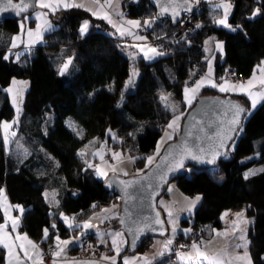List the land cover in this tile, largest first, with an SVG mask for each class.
<instances>
[{
	"label": "trees",
	"instance_id": "16d2710c",
	"mask_svg": "<svg viewBox=\"0 0 264 264\" xmlns=\"http://www.w3.org/2000/svg\"><path fill=\"white\" fill-rule=\"evenodd\" d=\"M229 1L235 8L229 21L231 28L218 26L208 3L202 2L197 17L200 27L190 38L178 42L174 37L178 26L158 18L149 0H125L126 15L132 19L153 18L151 27L140 29H149L164 38L170 48L153 60L134 55L132 44L109 23L79 7L50 13L54 29L45 35L42 45L28 51L11 50L12 37L25 18L0 22V189L12 204L22 207L21 228L33 240L47 246L57 236L66 238L68 232H73L69 219H64L70 213L80 211L78 221L82 222L113 202L121 203L120 197L106 190L104 180L84 160L82 149L91 137L104 139L110 130L114 131L120 141L109 138V143L116 148H129L130 153L137 155V174L147 171L152 166L147 157L157 153V146L176 115L161 98L174 94L184 113L179 131L166 142L165 148L177 139L187 113L198 100L188 105L184 91L208 68L205 46L209 39L214 37L225 43L223 54L217 53L215 57L218 78L230 69L241 78L252 75L264 60V0ZM257 8L260 12L253 16ZM85 21L90 27L81 34ZM68 58L73 59L72 64L61 75L60 69ZM133 67L139 70V78L135 89L124 93ZM14 78L30 81L18 124L21 142L28 151L23 160L6 151L1 129L3 120L15 116L6 91ZM217 95L226 96L206 87L199 97ZM231 96L240 100L249 113L228 154L215 167H189L175 181L185 195L202 197L194 216L181 221L182 226L193 231L188 235L180 231L176 238L178 242L190 239L194 231L201 229L202 234L208 226L220 229L225 210H244L253 219L248 229L253 264H264V171L244 178L248 170L264 166V102L252 108L247 96ZM69 120L73 121V128L69 127ZM253 152L258 154L257 158L240 162ZM53 190L57 191V208L45 196ZM5 220L0 206V224ZM114 227L121 229L119 217ZM96 235L97 231H92L84 237L93 240ZM152 239H146L141 249L132 254L142 251ZM127 254L128 248L122 255ZM5 261L6 248L0 245V264Z\"/></svg>",
	"mask_w": 264,
	"mask_h": 264
},
{
	"label": "crops",
	"instance_id": "0c3cea01",
	"mask_svg": "<svg viewBox=\"0 0 264 264\" xmlns=\"http://www.w3.org/2000/svg\"><path fill=\"white\" fill-rule=\"evenodd\" d=\"M124 1L125 0H111L110 6L108 4H105L104 8L101 10L99 5L95 2V0H69V2H71V3L82 5V7H79V8L86 10L87 12L91 13L92 15H93V12H96L97 15H93L95 18L103 19L107 23H109L107 19L102 18L104 16V14L107 13L112 20V23H109V24L112 27H113V24L116 25V27H113L115 29L116 33L121 38H131L132 39V46H131L132 53L136 56H144L145 57V55H144L145 51H148V49L150 48L148 46L147 40L145 37H144L145 39H136L135 37L138 36L136 33L140 28L151 27V24H153V18L147 17L145 19H132V18L128 17L126 15V13L124 12V5H123ZM44 2L52 4L53 7H55L57 0H44ZM206 2L208 3L209 8L211 10L210 14L214 15V16L216 15V21L218 19H222L223 13H224V9L222 7H219V5H221L223 3H230L232 5V7H231V9L229 11V15H228V23H229L232 15L234 13V9H235L234 4L231 1H229V0H206ZM101 3H104V0H101ZM36 6H37L36 10H34V12L31 15L26 16L25 19L22 21L21 25H23V28L20 25L19 32L16 33L12 37L11 50L22 48L23 51H28V50H31V49L39 46V45H42L44 42L45 35L54 29V24L52 23L49 14L56 12L58 10H61V9L73 8V7L64 8L63 6L56 8V10H53L52 8H41L40 7V0H37ZM88 9H90L91 11H89ZM38 13H45L46 16H41L40 18H37ZM45 20H47L48 24H50L51 27H48V24H45ZM30 21H34V24L31 25ZM128 21H139L140 25H139V27H136V26H133L132 24L127 23ZM145 21H152V23L149 26V25L145 24ZM38 25L41 26L40 31H41L42 39L38 40L36 43L30 44L29 43L30 38L27 35V32H28V30H32L33 33H35ZM229 25H230V23H229ZM218 26L224 27L223 25H220V24H218ZM89 27H90V24L88 22V28H87V31L85 33L88 32ZM118 28L120 29V31L117 30ZM226 28H228V27H226ZM121 32H123L124 34L121 35ZM129 33H131V34H129ZM16 37H19V39L14 40V38H16ZM31 39L35 40L36 37L33 36ZM217 41H219V40H217V38L213 37L206 42V46H205L206 54H207V46L209 44H212V52L211 53L213 55H215V52L218 48L217 45L218 44L220 45V43H221V42H217ZM13 43L16 44L15 47H13ZM223 52H224V47L222 46L219 49L218 53L223 54ZM148 55L154 56V58H152V59H148L145 57L148 60H153V59H156V58L161 56V55H154L151 52H148ZM258 65H260V64H258ZM256 68H257V66H256ZM208 71H209V69H207L206 72H204L196 81L200 80L203 77H206L208 75ZM252 76H253V73L250 77L244 78L241 81H247ZM259 79H260V73L257 71V76H256V81H255L257 86H259ZM212 81L217 83V84H219L222 81L216 75L215 68L212 69ZM194 86L195 85L193 83L192 85H190L186 88L191 89V88H194ZM206 87H211V84L207 80L205 81L204 85L201 88H199V90L196 91L195 93H193L191 91H189L187 93V95L189 97L194 96V98L191 100L190 105H192L199 98L202 90ZM212 88H214V87H212ZM214 89L218 90V92H220L221 94H224L223 92L219 91L218 88H214ZM256 90H257L256 88L253 89V91H256ZM233 94L245 95L244 93L240 92L239 90L234 91ZM226 96H231V95L226 94ZM245 96H247V95H245ZM184 97H185V91H184ZM248 99H249V97H248ZM186 102H187V100H186ZM263 102H264V100H259L258 103L256 104V107H258ZM250 103H251V100H250ZM187 104H188V102H187ZM176 116H180V119L178 121L179 128L175 132H173L171 130L172 133L169 132V134H171V136L179 131V129L181 127L183 113H180L179 115H176ZM167 140L169 141L170 139H167ZM53 191H56V190H53ZM6 195H7V193H6ZM6 197H8V195ZM195 197L193 198V200L195 199ZM8 199H9V197H8ZM201 200H202V197L200 200L196 201V203L193 205L192 202H188L183 196H177V201H176V199H173L171 196H169L167 194H165L163 197H161L158 203H159L160 208L163 210V212L165 214V218H166V222H167V225L169 227V230L172 227V224L169 223V211H171L172 218L175 220V226L178 227V225H179V227H181L180 225H181L182 219L189 218L186 214H189V212L196 210V208L200 204ZM9 201H10V199H9ZM112 204L105 206V207H113V206L115 207L116 206L115 203L113 205ZM58 205H59V201L57 199V191H56V204H54L52 206L57 208ZM22 212L19 210H16V215H18L19 223L21 222ZM111 212H112V214L113 213L114 214L105 216L104 225H103V231L106 233L107 242L109 243L107 246H106V242H105V244L101 242V233L99 231H100V228L102 227V225L97 226L96 228L93 225V227L89 228V229H84L81 226L80 230L75 231L74 230L75 228H79V227H76V225H79V221H76L73 224V232L71 234H77V233L82 232V231L85 234L87 232L97 231L96 238L91 240V241H93L94 243L104 247V251H103L101 257L96 258V259H91V260H94L92 262L90 260H87V262L68 260V258H70L69 256H71V254L80 250L83 240L87 239L84 237L85 236V234H84V236L82 237V239L80 241H75L72 244L67 245V248H65L63 253L59 256V259H58L59 264H112V261L110 259H103V257H109V258L115 257V264H124L125 259L135 260L136 264H144V260H143L144 257H147L148 260L151 262V264H192V261L189 259V254H191L192 256H195V253L193 252L191 246L188 248L189 251H186V252H184V251L181 252L180 250H172L173 247L176 245V241H177L176 236H173V237L168 238V239L155 237L149 241L147 246L142 251L137 252L135 254L122 255L124 250L126 248H128V246H129V240H128L127 236L125 235V237H123V242H121V240H120L118 243V246L120 247V251H119V254H117L115 248L111 244L110 235H111L112 230L114 228V221L120 215H119V211L117 209L114 211H111ZM226 212L228 213L227 216L224 215ZM194 213H195V211H194ZM235 213H237V212H234V210H225L221 214V221L223 223L222 228H220V229L215 228V229H212L211 231H209L207 228V231L210 233V235L201 241L204 243H201V242H196V243L201 245L202 250H204V251H206L212 255H216L218 253H221L222 250H224L226 248L229 249L230 255H235L236 253L243 254V251H244L243 248H237V249H235V251H232L233 245H235L237 243H241V244L244 243V241L237 240L235 238V236H240L241 234H243L242 231H237L235 233V236L232 234V232H233L232 224H233V221H235L236 223H238L240 225V228L242 230H246V240L248 242L247 249H248V253L251 257V264H253V260H252V256H251V252H250V246H249V239H248V229H249V226L251 225L252 221L250 222V220H249V222H248V219L245 218V214H244V219L247 220V223L246 224L242 223L241 221L237 220ZM192 216H194V215H191L190 217H192ZM108 220H110V221H108ZM115 228H116V230H121V229H118L117 227H115ZM213 230H215V231H213ZM180 231H182V230H180ZM226 232L228 234L224 235ZM189 233L186 232L187 235ZM216 233H220V235H216ZM169 239L172 240V243L168 244L166 246V241ZM180 240H182L181 242H183L187 239H180ZM33 241L38 246L39 254L34 252L33 249H32L30 254H31V256L34 257L33 260H35V264H39V257L41 258L42 245H40V243L36 242L35 240H33ZM208 241H211V243H207ZM181 245L182 244H180V246ZM61 247H65V246L61 245ZM68 250H69V252H67ZM21 252H23V251H21ZM187 253H188V255H186ZM182 255L184 256L183 259L181 258ZM24 258L25 257L23 255V259ZM224 258L228 259L227 256H225ZM76 260H85V259H76ZM26 261H27V264H30L29 259L26 258ZM66 261H68V262H66ZM204 263L208 264L207 261L203 262V264ZM21 264H25V263L22 262Z\"/></svg>",
	"mask_w": 264,
	"mask_h": 264
},
{
	"label": "water",
	"instance_id": "95a60500",
	"mask_svg": "<svg viewBox=\"0 0 264 264\" xmlns=\"http://www.w3.org/2000/svg\"><path fill=\"white\" fill-rule=\"evenodd\" d=\"M132 1L140 3L142 0ZM149 2L156 11L157 17L170 20L173 26H178L183 16L196 8V4L192 0H174V3L170 2V0H149ZM36 3L37 0H23V2L22 0H12V4L9 5L7 0H0V19L22 20L31 11L36 10ZM13 5H20V7H13ZM161 5L169 10L161 14ZM173 7H176L178 15L173 16ZM229 102L231 104H239L246 111L241 114L240 124L236 127V131L230 133L231 139L225 141L224 147H219V139L215 137V133L220 128H226V122L232 117L234 110L230 108ZM248 113L249 109L240 100L232 96H201L187 113L182 131L177 139L166 145L162 154L147 171L131 177L111 175L104 181L106 190L121 199L119 225L129 240L128 250L130 254L141 249L148 238L168 236L170 230L165 214L158 203L160 198L167 192L170 183L183 177L189 167L197 169L215 167L228 154ZM184 143H187L193 152L197 154H200V149H205L204 160L198 161L186 157L183 167L168 171L173 159L179 158L178 153ZM213 148L222 154L216 157L214 163H208L207 161L211 159L210 153ZM169 150H171L172 155L168 157L167 161H163V157L167 155ZM158 165L159 167H157ZM161 176H164L163 180H161ZM121 181H139V183L131 184L127 188L126 196L124 186L120 183ZM157 213H159V219L163 221V232L161 233L160 231V225L153 224L152 228L155 231H150L145 237H141L137 240L136 246L133 247V237L129 234L127 228L134 221L140 222L145 221L146 218L149 220L155 218ZM122 219L124 223H121Z\"/></svg>",
	"mask_w": 264,
	"mask_h": 264
},
{
	"label": "snow or ice",
	"instance_id": "6c2138e0",
	"mask_svg": "<svg viewBox=\"0 0 264 264\" xmlns=\"http://www.w3.org/2000/svg\"><path fill=\"white\" fill-rule=\"evenodd\" d=\"M23 2V0H22ZM95 2L99 5L100 9L102 10L104 8L105 4H108L110 6L111 0H104V3H101V0H95ZM170 2L174 3V0H170ZM7 3L9 5L12 4V0H7ZM63 6L64 8H68V7H82V5L79 4H75V3H71L69 2V0H57L56 2V6L53 7L52 4L49 3H45L44 0H40V7L41 8H52L53 10H56V8ZM13 7H20V5H13ZM26 7V5H25ZM219 7H222L224 9V13H223V18L222 19H218L217 21H215L217 24L223 25L224 27H228L231 28V25H229L228 23V15H229V11L232 7V5L230 3H223L221 5H219ZM162 11L161 14H163L164 12H167L169 9L167 7H164L163 5H161ZM89 11H91L90 9H88ZM260 12V8L255 9V11L253 12V16H255L256 14H258ZM172 14L173 16L178 15V13L176 12V7L172 8ZM93 15H97L96 12H93ZM41 16H46L45 13H38L37 14V18H40ZM102 18H105L108 20L109 23H112V20L110 18V16L105 13L104 16ZM127 23L132 24L133 26L139 27L140 22L139 21H128ZM152 23V21H145L146 25H149ZM45 24H48L47 20H45ZM21 27L23 28V25H21ZM40 25L37 26V30L35 33H33L32 30H28L27 35L29 36L30 40L29 43H36L38 40L42 39V35H41V31H40ZM48 27H51L50 24H48ZM113 27H116L115 24H113ZM197 27H200V25H197ZM88 28V21H85L80 29L81 34H84L87 31ZM118 31H120V29H117ZM235 30V29H233ZM124 33L121 32V35H123ZM131 34V33H129ZM33 36L36 37L35 40L31 39ZM136 39H145L144 37H140V36H136ZM15 39H19V37L14 38ZM16 44L13 43V47H15ZM218 48H221V45H217ZM148 52L153 53L154 55H163L162 52L158 51L156 48H149L148 51H145L144 55L146 58L148 59H152L154 58V56H149ZM7 58V57H5ZM71 63V60H69L68 62H66L60 69V74L63 75L65 73V71L67 70L69 64ZM257 71L260 73V79H259V86H257V84L255 83L256 81V76H257ZM133 75H135V72L133 73ZM223 79V78H222ZM208 81L211 84V87L214 88H218L219 91L221 92H226V91H237L239 90L240 92L244 93L245 95H247L249 97V99L251 100V106L252 108L256 107V104L258 103L259 100H264V60L261 61L260 65H257V68L254 69L253 72V76L251 78H249L247 81H238V82H230L228 80H224L223 83L221 84H217L215 82L212 81V67H211V61H209V71H208V75L206 77L201 78L198 81L194 82V88H185V99L187 100L188 104H191V100L194 98V96L189 97L187 95V93L189 91L195 93L196 91L199 90V88H201L205 81ZM131 82V81H129ZM13 83H15V81H13ZM256 88V91H253V89ZM8 91H11V89H9ZM15 102V101H14ZM230 104V108L233 109V114L231 119H229L226 123H227V127L226 128H220L217 130V132L215 133V137L217 139H219V147H224L225 141L227 139H231V132L236 131V127L240 124V118H241V114H243L246 109L241 107L239 104H231V102H229ZM175 110V109H174ZM17 115H19V108H17ZM180 119V116H176L174 117V119L168 124V128L172 129L173 132L177 131L179 128V124L178 121ZM193 119H195V117H193ZM18 121H13V123H17ZM11 124H9L8 122H4L2 127L4 129L5 132V136H4V141L5 144L8 143L9 140V129L11 128ZM11 135H15L14 133H11ZM165 137L167 139H171V135L168 132H165ZM164 140L162 138L160 143H163ZM157 154H159L160 151V144H158L157 146ZM204 152L205 149H200L199 153H194L192 148H190L187 143H184L183 146L180 149V152L178 153L179 158L178 159H173L172 163L170 164L168 171H173L177 168H181L184 166V160L185 158H191L192 160H198V161H203L204 160ZM98 153H94L93 155H97ZM211 159L208 160V163H214L215 159L218 155H221L222 153H220L219 151H217L215 148H213L211 150ZM81 155H83V153H81ZM172 155L171 150L168 151L167 155L165 157H163V161H167L168 157ZM120 156L121 154L119 153H113V159L117 161V163L120 162ZM130 160L132 158H129ZM154 157L153 156H149L147 157V163L148 164H152ZM101 160H103V156H101ZM162 161V162H163ZM107 163V162H105ZM90 167L92 165H89ZM159 167V165L157 166ZM117 168L113 167V172H116ZM122 171V170H121ZM261 171H264V169H262ZM97 174L98 175H106V173L102 172L100 169H97ZM125 175H127V173H124ZM255 171L250 170L248 172H246L244 174V178L248 179L249 176L251 175H255ZM166 175V173H165ZM164 179V176H161V180ZM123 186H124V191H125V195L127 196V188L133 184V183H139V181H121L120 182ZM47 196V194H45ZM0 196H3V190L0 189ZM201 197L200 196H196L194 200H192V204L194 205L196 203V201L200 200ZM6 200V197H5ZM0 206H4V205H0ZM10 207V206H7ZM93 207H95V205H93ZM17 208H19V206H17ZM21 212L23 211V209H19ZM105 212L110 211V210H104ZM5 215L7 216V211L5 212ZM63 215V214H61ZM225 216L228 215V213L226 212L224 214ZM235 216L237 218L238 221H241L242 223H247V220L244 219V213L243 211L235 213ZM11 219V228H12V233H16L15 236L12 235V233H9L6 231L7 227H8V223L7 220L4 224H0V245H3L5 248L8 249L9 252V256H15L16 260H17V264H19L20 261V255L19 252L16 251V249H20L21 251H23L24 253V257L27 259H32L31 256H29L28 254V249L25 247V243L27 242V245H30L31 248L33 249L34 252H36L37 254H39V249L36 243H34L33 241H31L28 237L27 234H20L17 232V228H18V217L17 218H10ZM65 221H68V217H64ZM121 223H124V220H121ZM169 223L172 224V232L175 233L176 231V226H175V220L172 218V213L171 211H169ZM153 224H157L160 225V231L161 233L163 232V221H161L159 219V213L156 214L155 218H151L150 220L148 218L145 219V221H140V222H136L134 221L132 223L131 226H129L127 228L128 232L130 235H132L133 239H132V246L135 247L137 240H139L141 237H145L147 235L148 232L150 231H155V229L152 228ZM53 227H55V225H53ZM69 227H73L72 224H69ZM76 227H81V225H76ZM82 227L84 229H89L92 228L93 225L89 222H85ZM232 228H233V232L232 234L235 236V233L237 231H242L243 234H241L240 236H235V238L237 240H242L244 241V243H237L235 245L232 246V251H235V249L237 248H243V254H239L236 253L235 255H230L229 254V249H224L222 250L221 253H218L216 255H212L209 254L208 252L202 250L201 245L194 242L191 245V248L193 250V252L195 253V256H192L191 254H189V259L192 261V264H203V262L207 261L208 264H251V257L248 253V249H247V240H246V230H242L240 228V225L238 223H236L235 221H233L232 224ZM185 231H190V230H185ZM215 231V230H213ZM228 233L226 232L224 235H227ZM103 234H101L102 236ZM112 237H113V246L117 252V254H119L120 251V247L117 244V238H120L121 242H123V237H122V233L120 232H115V233H111ZM216 235H220V233H216ZM44 238L47 239L48 238V229L45 228L44 229ZM17 241H19L20 243H16ZM56 251L53 252V255L56 257H59L63 251L64 248L61 247V245L66 246L68 243H70V241H61L59 239V236L56 237ZM172 240L169 239L166 241V246L168 244H171ZM204 243V242H201ZM207 243H211V241H208ZM206 246V245H205ZM227 256L228 259H225L224 257ZM182 259L184 258L183 255L181 257ZM103 259H110L112 261V264H115V257H103ZM144 260V264H151V262L148 260L147 257L143 258ZM9 264H11V261H9ZM53 264H55V261L53 262ZM124 264H136L135 260H128L125 259Z\"/></svg>",
	"mask_w": 264,
	"mask_h": 264
},
{
	"label": "rangeland",
	"instance_id": "374dc122",
	"mask_svg": "<svg viewBox=\"0 0 264 264\" xmlns=\"http://www.w3.org/2000/svg\"><path fill=\"white\" fill-rule=\"evenodd\" d=\"M203 1L206 2V0H203ZM32 13H30L28 15H31ZM217 42H221L220 45L224 47V44H225L224 41L219 40ZM129 43L132 44V42H129ZM150 48H152V47H150ZM219 49L220 48H217V50L215 52V55H213L211 53L212 52V44H209L207 46V56H206L207 60H208V68L207 69H209V61H211L212 69L215 68V60H216L215 57H216ZM162 53H163V55L166 54V53L164 54V52H162ZM69 60H71V63L69 64L68 68L72 64L73 59L72 58H68L66 60V62H68ZM68 68H67V70H68ZM134 72H135V75H133ZM139 74H140L139 70L136 67H133L131 75H130L127 83H126V87H125L124 93H127V92L135 89L136 82H137V80L139 78ZM13 81H15V83H13ZM129 81H131V82H129ZM223 81L224 80H222L219 84L223 83ZM29 88H30V81L28 79L14 78L12 80V82L10 83V85L6 89V91H7L8 95H9V97H10L11 104L13 105V107L15 109V116L11 120H3L1 122L3 140H4V136H5V132H4V129L2 127L3 123L4 122H8L9 124L12 125L11 128L9 129V140H8V143L5 144V141H4L6 151L8 153H13L17 158H19L21 160H23L25 157L28 156V151L26 150V148L24 147V145L21 142V136L18 133V124H19L20 116L22 114L25 97H26V94H27ZM9 89H11V91H8ZM223 93L224 94H222V95H226V94L233 95L234 91H226V92H223ZM161 100H162L163 104L171 112H174L176 115H179L180 113H182L181 110H180L181 107H180L179 99H177L174 94H172V93L164 94L162 96ZM184 100H185V97H184ZM185 102H186V100H185ZM17 108H19V115H17ZM176 115H175V117H176ZM13 121H18V122L17 123H13ZM51 121H52V115H49L48 125L51 124ZM68 125H69V127L73 128V126H74L73 121L69 120L68 121ZM168 130L165 131V132H168V133L171 132L172 133V131H171L172 129H168ZM165 132H164V135L162 137L164 142L160 143L162 138H161V140L159 142L160 151H161V149L164 148L166 142L168 141L167 138L165 137ZM11 133H14L15 135H11ZM171 137H172L171 139H173L174 135H172ZM109 138H112L113 142L120 141L119 137L117 136V133L114 132V131H111V130L108 132L107 136L104 139H101L99 137L94 136V137H91L88 140L87 144L82 149V153H83L82 156H83L84 160L87 162V164L88 165H92V167L95 168L96 174H97V169H100L102 172L106 173V175H103V176L97 174L98 178L101 179V180H104V181L111 175H119V176H122V177H131V176L137 175L138 170L135 169V166H134L135 161L137 159V155H133L132 153H130V149L129 148L128 149L126 148L125 150L122 147L116 148V146H114L113 144L109 143ZM94 153H98V154L97 155H93ZM113 153L121 154L119 163H117V161L113 159ZM134 153L136 154V152H134ZM108 154H110V156H111V160L110 161L106 159ZM101 156H103V160H101ZM153 157H154V159H153L152 164L157 159L156 158L157 157V153ZM257 157H258V154L253 152V153L243 157L240 160V162H242V163L243 162H247V161H250V160L255 159ZM129 158H132V159L130 160ZM105 162H107V163H105ZM113 167L117 168L116 172H113ZM262 169H264V166L253 167L250 170H253V171H255L256 174H259V173L262 172L261 171ZM250 170H248V171H250ZM125 172L127 173V175L124 174ZM252 176H254V175H251L249 177H252ZM46 194H47L46 198L49 201V203L51 205L56 204V191H47ZM165 194L171 196L173 199H176V201H177V196H183L188 202H192V200L194 198V197H190L188 195H185L179 189V187H178V185H177V183L175 181L170 183V186L168 187L167 192ZM6 196H7L6 192L3 190V196H0V205H4V206H1L3 211H4V213L7 211V216L5 215L7 223H8V227H7L6 231L9 232V233H12L11 219L10 218H17L18 215H16V210L22 209V207L20 205L11 204V202L8 199V197H6ZM5 197H6V200H5ZM114 203L116 204L115 207L114 206L113 207H105V208L103 207L104 209L102 208V209H100L98 211H95L90 217H88L87 219L83 220L82 222H79V225H81V226L85 222H89L92 225H94L95 228L97 226H101L102 225V227L100 228V231L99 230L98 231L101 234H103L101 236V242L104 243V244L106 242V246L109 243L107 242V235L103 231V225H104L105 216L113 215L114 213L112 214L111 211H114L116 209L119 211V215H120V202H113V204ZM7 206H10V207H7ZM17 206H19V208H17ZM104 210H110V211L105 212ZM194 211L195 210L189 212V214H186V215L190 218L191 215H194ZM241 211H243V213L245 214V218L248 219V222H249V220H250V222L253 221V219H251L246 214V212L244 210L234 211V212L238 213V212H241ZM6 220H5V222H6ZM108 221H110V220H108ZM4 223H2V224H4ZM180 226L181 227H179V225H178V227H176L175 233L172 232V227H171L170 233L168 234V236L163 237V239H168V238H171L173 236L178 235L180 230L184 231L185 234H186V232L189 233V232L193 231V229L191 227H184L182 225H180ZM207 228H208L209 231L212 230L211 227H207ZM185 230H190V231H185ZM17 232L20 233V234H27V237L30 238L28 233L26 231L22 230L21 222L19 223V219H18ZM115 232H120V233H122V237H125V233L122 230H116V228L114 227L113 230H112V233H115ZM84 234L85 233H83V231H82V232H79L77 234H71L70 236H68L66 238L59 237V239L61 241H65V240L70 241V243L67 244V245H70V244H72L75 241H80L82 239V237L84 236ZM12 235L15 236L16 233H12ZM209 235H210V233L206 229L204 232H202L200 237L199 236L197 237L198 242H201L204 238L208 237ZM30 239H31V241H33L32 238H30ZM110 241H111V244L113 245V237H112V235H110ZM119 241H120V238H117V244L119 243ZM16 243L18 244L20 242L17 241ZM24 243H25V247L28 249L29 256H31V254H30L31 251H32L31 246L27 245V242H24ZM178 243L182 244V245L181 246L175 245L172 250H180L181 252H183V251L186 252V251H189L188 248L194 242L190 238V239H187V240H185L183 242H178ZM67 245L65 247H63V248L64 249L67 248ZM16 251H18L19 255H20L19 264H21L22 262L27 264L26 258L23 259L24 253L21 252V250L18 249V248L16 249ZM67 252H69V250ZM186 255H188V253ZM31 257H32V259H29V263L30 264H35V260H33L34 257L33 256H31ZM69 257L70 258H68V260H70V261H82V262L85 261V262H87V260H88V259L76 260V259L72 258V256H69ZM55 258H56L55 264H59V262H58L59 257L55 256ZM77 259H83V258H77ZM41 260H42V258L39 257V264H44L43 261H41ZM9 261H11V264H17V260H16L15 256H11L10 257L8 249L6 248V261H5L4 264H9ZM90 261L92 262L94 260L90 259ZM66 262H68V261H66Z\"/></svg>",
	"mask_w": 264,
	"mask_h": 264
},
{
	"label": "built area",
	"instance_id": "2783aa9c",
	"mask_svg": "<svg viewBox=\"0 0 264 264\" xmlns=\"http://www.w3.org/2000/svg\"><path fill=\"white\" fill-rule=\"evenodd\" d=\"M196 4V8L194 11L190 13H186L181 22L179 23L178 27L174 31V37L175 40L185 41L188 38H190L197 30V17L199 14V7L204 2L203 0H192ZM5 19H0V22H4ZM140 37H145L147 40V43L150 47L156 48L160 52H169V46L166 43L165 39L162 37H158L154 32H150L149 29H139L136 33ZM127 42H132L131 38H126ZM223 78V79H222ZM219 79L221 80H228L230 82H238L241 81L243 78L238 76L237 71L235 70H226L223 74L219 75ZM107 160H111L110 154L106 157ZM80 215L79 212H72L68 215L69 223L74 224ZM67 236L71 235V232L67 233ZM201 234V229H198L194 231V236L191 238L193 242H198V235ZM56 238L52 240L47 246H42V252H41V258L44 264H53V262L56 260L55 256L53 255V252L56 251ZM191 243V242H190ZM176 245L180 246L178 241H176ZM191 245V244H190ZM104 251V247L94 243L90 239L83 240L81 244L80 250L77 252L71 254L72 258H83V259H96L101 257L102 253Z\"/></svg>",
	"mask_w": 264,
	"mask_h": 264
}]
</instances>
